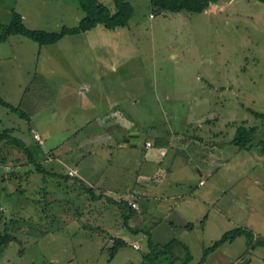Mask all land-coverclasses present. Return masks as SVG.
<instances>
[{
  "label": "rangeland",
  "instance_id": "rangeland-1",
  "mask_svg": "<svg viewBox=\"0 0 264 264\" xmlns=\"http://www.w3.org/2000/svg\"><path fill=\"white\" fill-rule=\"evenodd\" d=\"M100 2L110 5L113 0ZM135 7L128 27L135 35L131 39L126 38V32L113 34L119 33L116 30L110 34L99 26L88 34L67 37L51 46L41 47L22 36L0 43V98L17 106L35 73L47 77L54 98L47 99L48 108L30 124L43 137L45 153H52L50 164L61 166L66 171L63 173L77 167L80 175L91 183L118 171L126 173L119 165L124 152L130 150H116L114 162L110 153L117 149L114 133L121 130L120 126L124 128L130 116L135 123H152L156 130H169L177 137L185 133L202 137L206 144L194 154L189 152L191 165L176 169L175 173L168 169V164L171 167L177 157L173 149L163 168L154 163L143 167V175L153 171L146 178L151 182L149 193L145 192L146 197L139 196L145 221L139 232L133 233L124 226V231L118 232L117 236L127 240L128 245L113 260L110 248L114 243L103 232L108 223L98 224L99 230L97 218L92 230L87 218L82 217L81 222L74 224L70 221L71 214L62 220L57 215L59 211H54L53 217L51 209L45 215L42 208L34 211L33 206H24L26 209L16 211L19 218L16 231L25 243L11 245L2 257V264H138L139 260L143 263L151 238L150 227L157 229L156 233L163 230L159 237L164 236L166 229L175 232L173 238L187 241L196 254L202 253L204 247L215 248L233 254L235 264H263L264 247L249 250L248 236L233 244H221V239L235 228L264 236V150L260 145L264 141V119L250 112L264 114V3L221 0L201 14L169 13L154 18H150L148 0L136 2ZM13 11L24 16L27 28L48 32H59L64 26L76 27L85 17L79 0H0V25L10 24ZM95 46L96 50L91 52ZM36 82V89L41 92L42 81ZM44 101L37 103L38 112L44 108ZM120 105L124 109L115 111ZM189 122L193 123L188 127ZM30 124L0 105V127L15 128L16 136L28 143L33 142L28 132ZM243 124L258 129L250 151L240 150L232 142L237 128ZM89 135L96 137L91 145ZM108 140L115 147L109 152V163L108 150L102 147L108 145ZM75 143L78 148H74ZM138 149L132 160H125L131 161L129 167H139L141 158L147 155L155 158L159 154V149L147 148L143 142ZM202 149L206 154H201L200 166L193 155L202 153ZM202 178L207 183L205 188L199 184ZM118 181L113 178L112 185L116 183L113 190L122 194L127 190L126 183L121 187ZM161 181L164 186L154 188V183ZM173 181L180 184L164 191L165 184ZM33 186L35 193L37 184ZM202 192L212 194V199H208L210 205L203 208ZM64 194L55 198H65ZM1 198L6 204L10 202L6 196ZM169 198L172 206L188 201L181 208L178 206V214H161L158 211L167 209L153 208L154 203ZM192 201L202 212L184 210ZM79 205L84 211L92 210L89 205L86 208V202ZM115 209L119 211L118 207H111V211ZM41 225H47L44 231L37 230ZM57 227L61 231L55 232ZM78 227L83 229L75 230ZM106 228L113 233V226ZM47 229L51 231L45 233ZM72 230H75L73 237L69 235ZM167 250L156 248L146 264H176L171 256L163 258Z\"/></svg>",
  "mask_w": 264,
  "mask_h": 264
},
{
  "label": "trees",
  "instance_id": "trees-1",
  "mask_svg": "<svg viewBox=\"0 0 264 264\" xmlns=\"http://www.w3.org/2000/svg\"><path fill=\"white\" fill-rule=\"evenodd\" d=\"M140 1L143 0H113L112 4L105 5L104 3L100 2V0H79L82 9L85 12V17L79 22L76 27L64 26L59 32L29 29L24 23V16L17 11H13V17L10 24L0 25V43H9L12 37L22 36L38 43L39 46L44 47L57 44L67 37L85 35L95 30L99 26H103L105 29L110 31L126 28L130 26V21L135 15V3ZM148 1L152 10L151 17L154 18L157 15H166L169 13L178 14L182 12H188L201 14L218 5L221 0ZM258 1L264 3V0ZM33 79L34 80L29 85V87H26L20 103L17 106H14L0 98V105L7 108L10 112L15 113L21 119L28 121L29 124L32 123L34 118L39 115L38 113L48 108L50 102L47 99L51 98V96L52 99L54 98V96L52 95L51 84L49 83L47 77L41 75L40 73H35ZM37 79H40L42 81L43 88H41V92H39V90L36 89L37 86H35L37 83ZM43 99H45L44 108H40L38 112L37 103H39ZM118 107H121V105ZM123 109L124 108H122V110ZM250 112L253 116L264 119V114L255 112L253 110H250ZM131 117L132 116H130L129 119H131V121L135 123V120ZM209 123H211V121ZM135 124L136 126L134 127V130L136 127H142L138 122H136ZM17 131L18 130H16L15 128L3 129L0 127V263L2 262L3 255L11 245H13L14 243H18L21 245L25 243L23 239L18 236L16 231L19 224V218L16 217V211L23 208L26 209V207L24 206H33L34 211H39L37 209L42 208V211H44L43 213L45 215L48 214L47 211H50L51 209L50 212L54 214L52 215L53 217H56L54 211H59L57 215L60 216L62 220L68 219V215L71 214L72 218L70 221H74V224L79 220L81 222L82 217L87 218L86 220L88 226L89 228L91 227L92 230L94 229L93 220L97 218V220H100V222H98L96 225V228L100 230L101 228L98 224L102 223L103 225H105L104 219L108 216V224L106 227H108L110 224L111 226H113L114 231L111 234L109 233L110 230L105 227L103 232L108 233L109 236L107 238H110L114 243V245H112V247L110 248V260H113L118 255V253L124 250L128 245L125 239L117 236L119 231H124L123 226L128 230H132L133 233L139 232L140 230L137 228V230L134 229L135 225L133 221H137L136 219L141 216L138 215V213L140 214V212H142L144 214V212L141 211L142 204L139 203V195H134L129 191V189H134L133 187L139 184L138 181L139 179H141V177L148 175L145 177L150 178V175H152L153 173V171H146L144 172L145 175L142 174V169L145 166L143 165L144 158L139 160V167H129L131 161L125 160H132L134 157H129L124 152V156L120 160L121 163L119 167L120 169L126 170V173L121 174L120 171H118V173L116 174H111L110 179L106 181V186H112V188L114 189L116 183L112 185V180L114 177H117L119 180L117 183H120V186L122 187V184L125 182L127 190L123 191L122 197L111 196V193L110 195L105 190L99 191L97 186H93V183H90L88 179L81 176L77 167L70 168L69 173H63L66 171L62 170L61 166L59 167V165L50 164L49 159H51L50 154L52 153H45V151L43 150V137L41 136L39 130L33 124H30V126L28 127L29 135L33 140L32 143H28L26 140H23L16 136L15 132ZM127 131L128 130H126L125 128H122L119 131L122 136L118 138L117 135L114 134L113 139L116 137L114 142L116 145H120V142L125 139L124 135L127 136ZM155 132H162V134L156 136ZM257 132V127H250L243 124L237 128L236 135L232 142L240 150L250 151L253 146V139L257 135ZM141 133L143 134V132ZM37 136H39V138L41 139L40 141H42L43 143L38 140ZM131 136L132 135L128 136V139L131 140L129 143L130 147H133L138 151V148L141 146L143 140L136 145H133L135 143H133L132 141L136 136L134 135V138H131ZM145 136L148 139L147 142L144 143L147 148H176V155L182 156L185 159L186 163L189 165H191V162L188 159V151L184 149L185 146L191 139L195 140L194 138L203 141L202 137L196 135L189 136L187 133H185V135H181L182 137L179 136V138L171 131H158L155 129V127L150 128L149 130L147 129ZM89 137L92 138V140H89V144L91 145V142L95 141V139L93 138L96 137L91 135H89ZM176 137L179 138L180 141H177ZM173 139H175L178 147H172ZM109 141L111 140H108V145L104 144L105 146H102L103 148L106 147V149L108 150L107 163H109L110 161V154L111 159L114 162V154L116 153V150L120 152L119 148L114 149L115 147L110 144ZM260 145L264 150V141H262ZM76 147L78 148V145H76L75 143L74 148ZM112 149L114 150L109 154ZM169 153L170 150H168V156ZM167 158H164V161ZM164 161H162L160 165L157 166L159 169L163 168ZM135 168H140V170L137 171V169ZM168 169H171V167H169V164ZM112 171L114 173L115 169H112ZM35 183L37 184V190L35 191V193H33V191L35 190L33 189V184ZM54 183L56 184V186H54ZM49 185L51 186L49 187ZM138 186H140V184ZM64 187L67 189H63ZM58 191L60 194L65 193V198H55V195L59 194ZM76 192L78 195L76 194ZM146 193H148V191ZM2 196L8 197L11 203L8 202V204H6L5 200L1 198ZM133 196L134 198H132ZM83 202L87 203V209L90 207L92 210L84 211L85 209H81L79 203ZM99 203L101 204L98 205ZM14 205H19L20 208L16 209ZM111 207H118L119 211L117 209L111 211ZM99 208H102L103 211H97V209ZM103 213H105V215ZM100 216H103V218ZM73 225L71 226V228L73 227ZM46 226L41 225V229L39 228L37 230L44 231ZM88 226L86 225V227ZM83 227H78V229L75 230H81L83 229ZM86 227L84 228L87 230ZM75 230H72V234L69 233V235L73 237V233ZM50 231V229H47L45 230V233H49ZM58 231H61V227H57L55 229V232ZM142 232L145 233L146 231ZM243 236H248V247L250 250H253L256 247H264V237L256 239V236H254V234L250 230L244 228H235L225 233L224 236H222L221 244L226 242L233 243L238 238ZM180 245L187 250L186 263L184 264H190L189 262L190 260H192L190 256V250L187 248V246L183 245L180 240L176 239L171 243H167L165 246L171 249V247H177ZM148 246L154 248L156 247V244H154V242L152 241H149ZM167 247L163 248L167 250ZM138 250L141 251V248ZM209 250L214 251L216 249L209 248ZM21 252L24 253V250H22ZM208 254L209 251H206V255ZM71 259L75 258L71 257ZM105 260L108 261L107 259ZM54 263L59 264L57 262Z\"/></svg>",
  "mask_w": 264,
  "mask_h": 264
},
{
  "label": "crops",
  "instance_id": "crops-1",
  "mask_svg": "<svg viewBox=\"0 0 264 264\" xmlns=\"http://www.w3.org/2000/svg\"><path fill=\"white\" fill-rule=\"evenodd\" d=\"M140 2L142 3V2H144V0L143 1H140ZM140 2H138V4H141ZM150 18H152L151 17V14H150ZM108 31H110V30H108ZM118 31H119V33H113L112 31H110V34L111 33H113V34H121L122 32H126V38H129V39L134 38V36H135L133 30L131 28L128 29V27L118 29ZM115 32H117V31L115 30ZM102 48H104V45L103 44H102ZM95 50H96V46L94 48H92L90 51L91 52H94ZM135 97H137V95L132 96V99H135ZM133 103H135V101ZM115 108H116L115 111H121L122 110L121 107H115ZM110 112L112 114H114V111L112 109H110ZM127 122H125V124H124V128L126 130H128L127 131V136L124 135L125 139L122 142H120V145H117L118 146L117 148H119V150H130L126 154L128 156H133V153L135 151V148L130 147V145L126 142V139L128 138V136L130 135V133L132 131L134 132V127L136 126V124L134 122H132L131 119H128ZM193 122H189L188 123V127L191 126V124ZM197 123L200 124V120L197 121ZM110 124H112V123H110ZM140 125H142V124H140ZM144 127H146L149 130L150 128H153V124L152 123H151V125L146 124V125H144ZM120 128L122 129L123 127L120 126ZM165 131H167V130H165ZM114 134H116L117 137L122 136V134H120L117 131ZM131 138H134V135H132ZM194 139L195 140H192L191 139L187 143V145L185 146V148H184L186 151H188V155H189V152H192V154H194V152L199 151V149L201 148V146L206 144L204 140L203 141H200V140H197L196 138H194ZM177 141H179L178 138H177ZM172 143L174 144L173 147H178V144L175 142V139H173V142ZM197 144H200L199 147H197ZM157 149H159V151H158L159 154H157L156 157L160 156V158L159 159H156V157L153 158L152 156L147 155V156L143 157L144 158L143 165L148 166L149 163H154L157 166H159L160 163L162 161H164V158H167L168 157L167 154H168V150H170V148H157ZM173 150H174L175 153L177 152L176 151V148H173ZM135 152L138 153L137 150ZM203 153H205V149H202V153H200L198 155H193V157L196 159L195 163L199 164L200 166H201V158L200 157H201V154L203 156ZM205 154H204V156H205ZM179 158H182V161L179 160ZM187 166H189V164L186 163L185 159L182 156H177L176 159L174 160V162L171 164V170H172V172L175 173V170L176 169H178V170L183 169V168L185 169V168H187ZM211 174L212 173L210 172L209 175H211ZM200 175H201V177L204 176V174L202 172H201ZM146 178L147 177H145V176L141 177V179H139V181H138V183L140 184V186H138L139 185L138 184V185L134 186V189H131V190L129 189V191L131 193H133L134 195H139V196L141 195V196H144L145 197V195H146L145 192L148 191V193H149V189L148 188H150V185H151L150 180H147ZM109 179H110V175H108L105 178H101L102 181L97 180L95 183H93L94 184L93 186H97L99 191H104L105 190V191L109 192V194L110 193L111 194L114 193L115 195H117V197L118 196L119 197H122L123 194H120V192H115L113 190V188H111V187L108 188L106 186V184H107L106 181L109 180ZM144 179H146V181ZM167 184H165V187H164L165 190L164 191H167L168 188H169V186L170 187L176 186V185L180 184V182L179 181H173V182L170 183V185H167ZM199 184H200V186L202 188H205L207 186V183H206V181L203 178L200 180V183ZM163 186H164V182L163 181L154 183V188H156V189H159V188H161ZM142 194H144V195H142ZM200 197H202L201 200H200L201 201L202 208H203L204 205H206V206L207 205H210V200H208V199H212V194H210L209 192H202L200 194ZM132 198H134V196ZM174 198H176V200L179 199V197H176V196H174ZM170 200L171 199L169 198L168 200L165 199V201L156 202V203H154L153 208H157V209H161V210L167 209V211H158L161 214L162 213H168V212H174L175 214H178V212H177L179 210L178 206L181 208L183 205H185V202L188 201V200H185L181 204H178V205L175 204V205L172 206V204L169 203ZM139 203H141V202H139ZM173 208H174V210L176 208V211H174V210L173 211H170ZM198 208H199V205L197 203H195V201H192V202H190V203L187 204V206L184 208V210L185 211H196L197 214H198V213L202 212V211H198ZM138 215H141V216L138 219H136L137 221H133V222H134L135 228L140 229L142 227V225L144 224L145 215L142 212H140V214L138 213ZM196 219H198V218H196ZM157 221L158 220L156 219V222L155 223H157ZM106 223H108V222L105 221L104 224H106ZM155 223H153V224H155ZM168 223L173 224L172 222H169V221H168ZM109 226H111V225L109 224ZM188 226H190V225H188ZM165 229H166V227H165ZM156 231H157V229H154V228H151L150 227V232L151 233H149V236L151 237L150 238V241L154 242V244H156L157 247L152 248V247H149L148 246V250L145 253V255L143 256L144 262L142 263L139 260L138 261V264H146V261L148 259H150L151 254L152 253H155L156 248L159 247V248L165 250L163 248L164 247L163 244L168 243L169 240L174 241V240L178 239V238H173V234L175 235V232L172 233L168 229H166V233L164 234L163 237H159L160 233L163 231L162 229L160 231H158L157 233H156ZM145 234H146V232H145ZM262 237H264V236H262ZM259 238H261V236H256V239H259ZM179 240L183 243V245L188 246V248L191 251L190 252V254H191L190 256H191L192 260H190V262H189L190 264H235L236 263L235 258H232L233 254H230L228 252L225 253V252H223L220 249H216L214 251H210L209 249H206L205 247L203 248L202 253L200 251L198 254H196L193 250H191V248H190V246H189V244H188L187 241H184L181 238H179ZM236 241H234V242H236ZM249 250H247V251H249ZM206 251H209V254L208 255H206ZM121 252H119L118 255ZM200 253H201V255H200ZM186 255H187V250L183 246L180 245V246H177V247L175 246L171 251L164 253L163 254V258H167V257H170L171 256V260L173 261L172 263L184 264V263H186ZM203 259H204V261H203ZM240 259L245 260V258H243V257H241ZM250 260H253V259H250ZM262 262L264 264V261H262ZM0 264H2V262Z\"/></svg>",
  "mask_w": 264,
  "mask_h": 264
},
{
  "label": "water",
  "instance_id": "water-1",
  "mask_svg": "<svg viewBox=\"0 0 264 264\" xmlns=\"http://www.w3.org/2000/svg\"><path fill=\"white\" fill-rule=\"evenodd\" d=\"M141 132H143V134L141 133ZM147 132V128L146 127H136L135 128V130H134V132L132 131L131 132V134L130 135H135L136 137H135V139H133V143H135V144H133V145H136L137 143H139L140 141H142L143 140V143H146L147 142V138L145 137V133ZM130 139H126V142H128V143H130Z\"/></svg>",
  "mask_w": 264,
  "mask_h": 264
},
{
  "label": "built area",
  "instance_id": "built-area-1",
  "mask_svg": "<svg viewBox=\"0 0 264 264\" xmlns=\"http://www.w3.org/2000/svg\"><path fill=\"white\" fill-rule=\"evenodd\" d=\"M38 140L40 141L41 139L39 138V136H37ZM41 143H43L42 141H40Z\"/></svg>",
  "mask_w": 264,
  "mask_h": 264
}]
</instances>
